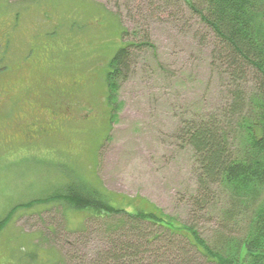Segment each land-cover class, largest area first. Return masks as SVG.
<instances>
[{
  "label": "rangeland",
  "instance_id": "obj_1",
  "mask_svg": "<svg viewBox=\"0 0 264 264\" xmlns=\"http://www.w3.org/2000/svg\"><path fill=\"white\" fill-rule=\"evenodd\" d=\"M200 25L180 0H0V220L16 207L0 231V264H123L99 261L117 219L87 221L89 213L64 202L27 206L68 179L144 197L138 205L191 218L212 243L222 198L217 192L196 220L197 159L181 135L187 117L216 113L229 92ZM146 38L151 45L135 52L111 122L109 61L126 40ZM51 81L79 101L77 116L62 137L28 145L19 133L43 119L45 97L36 94Z\"/></svg>",
  "mask_w": 264,
  "mask_h": 264
},
{
  "label": "trees",
  "instance_id": "obj_2",
  "mask_svg": "<svg viewBox=\"0 0 264 264\" xmlns=\"http://www.w3.org/2000/svg\"><path fill=\"white\" fill-rule=\"evenodd\" d=\"M180 1L208 32L214 64L228 81L224 104L216 113L187 117L181 135L197 159L198 193L192 201L196 220L209 213L217 192L222 198L212 243L191 218L182 221L150 202L143 208L137 202L144 197L129 199L108 191L100 181L78 184L68 179L51 196L27 206L64 202L89 213L87 221L117 219L106 227L109 252L99 261L106 257L123 264H264V0ZM128 34L121 30L123 40ZM124 43L106 72L111 122L119 109V84L127 79L135 52L151 45L148 38ZM15 210L0 220V231Z\"/></svg>",
  "mask_w": 264,
  "mask_h": 264
},
{
  "label": "flooded vegetation",
  "instance_id": "obj_3",
  "mask_svg": "<svg viewBox=\"0 0 264 264\" xmlns=\"http://www.w3.org/2000/svg\"><path fill=\"white\" fill-rule=\"evenodd\" d=\"M41 89L45 98L39 104V111L43 112L40 116L43 119L33 120L21 129V139L28 143L42 140L44 137L49 139H58L64 134V126L73 122L75 111L80 104L78 100L73 99L72 93L68 87L63 84L51 81L49 86ZM6 101L10 99L11 91H6ZM14 101V100H13Z\"/></svg>",
  "mask_w": 264,
  "mask_h": 264
}]
</instances>
